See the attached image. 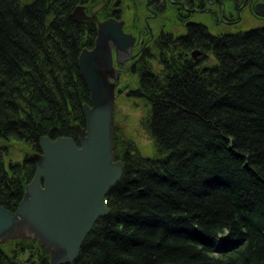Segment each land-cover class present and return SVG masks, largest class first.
<instances>
[{
	"label": "trees",
	"instance_id": "trees-1",
	"mask_svg": "<svg viewBox=\"0 0 264 264\" xmlns=\"http://www.w3.org/2000/svg\"><path fill=\"white\" fill-rule=\"evenodd\" d=\"M99 1L0 0V205L11 212L36 174L41 138L79 144L74 126L85 127L90 104L79 57L97 27L73 12ZM212 50L206 69L139 73L132 96L148 105L155 155L115 133L123 175L72 264H264V26L218 34ZM20 142L26 154L13 161ZM0 264L51 263L26 239L0 245Z\"/></svg>",
	"mask_w": 264,
	"mask_h": 264
},
{
	"label": "water",
	"instance_id": "water-1",
	"mask_svg": "<svg viewBox=\"0 0 264 264\" xmlns=\"http://www.w3.org/2000/svg\"><path fill=\"white\" fill-rule=\"evenodd\" d=\"M106 4L101 1L91 7L90 16L82 6L73 13L77 22H98L95 47L84 49L79 57L91 103L84 105L86 128L76 126L80 147L71 138L52 141L43 137V154L36 157L35 178L26 188L17 211L0 205V228L2 221L12 217L22 229L17 238H35L46 245L53 253L52 264L72 263L78 258L92 227L109 214L107 195L123 175L124 164L116 160L114 145L116 85L111 82L112 46L127 51L134 38L124 32V23L115 18L98 21L97 15ZM256 14H264V4H258ZM24 227L29 229L26 235Z\"/></svg>",
	"mask_w": 264,
	"mask_h": 264
},
{
	"label": "flooded vegetation",
	"instance_id": "flooded-vegetation-1",
	"mask_svg": "<svg viewBox=\"0 0 264 264\" xmlns=\"http://www.w3.org/2000/svg\"><path fill=\"white\" fill-rule=\"evenodd\" d=\"M187 1L190 4L187 7L181 6V2L169 6L166 0H151L149 5L146 4L147 12L144 15L146 28L134 26V32H128L135 38L130 51L117 52L113 48L116 76L122 78L131 73L136 75L140 73L137 62L142 55L140 61H144L145 65H151L144 56H154L155 47L160 48L163 56L168 54L177 63H188L205 45V40L215 36L212 30L215 25L223 19L231 22L230 12L224 11L217 15L219 12L214 9L216 1L198 0L195 13L191 12L195 0ZM174 21L178 22L177 26H174Z\"/></svg>",
	"mask_w": 264,
	"mask_h": 264
},
{
	"label": "rangeland",
	"instance_id": "rangeland-1",
	"mask_svg": "<svg viewBox=\"0 0 264 264\" xmlns=\"http://www.w3.org/2000/svg\"><path fill=\"white\" fill-rule=\"evenodd\" d=\"M116 1L120 2L119 8L121 10L120 13L121 18L123 19L124 17L123 21L128 26H131L133 22V18L135 16L133 4L128 2L125 5V3L130 0L127 1L116 0ZM214 1H216V4L214 5V9L219 12L221 8L220 4L222 0H213V2ZM230 1L232 0H223L224 2L223 9H226V11L233 14L234 6L231 5ZM136 2H137V8L138 7L144 8L145 0H136ZM142 13L145 14L143 10ZM235 19H236L235 22L229 23V25H232L231 27L225 24L224 25L219 24V26L215 27L214 29L217 32H222V33L225 32L236 33L241 31L246 32L264 26V21H260L256 19L252 13V10L249 7H245L244 9L239 11L238 15L235 14ZM152 66L147 64V67L149 69L152 68ZM137 84H138V76L136 75V73L125 75L118 82V86L120 87L117 92L115 111H114L115 133L118 138L124 137L133 140L137 144L142 155L146 157H153L156 152L154 142L147 134V132L145 131L142 125V120L148 111V105L146 104L145 101L132 98L128 95L131 92V90L137 86ZM11 148L12 149L10 150L11 151L10 158L16 160H19L22 154H24L25 152V149H23L20 145H15L14 147Z\"/></svg>",
	"mask_w": 264,
	"mask_h": 264
},
{
	"label": "bare ground",
	"instance_id": "bare-ground-1",
	"mask_svg": "<svg viewBox=\"0 0 264 264\" xmlns=\"http://www.w3.org/2000/svg\"><path fill=\"white\" fill-rule=\"evenodd\" d=\"M115 2V1H114ZM113 2V3H114ZM210 4H211V1H209ZM231 3H237L238 5H235V7L233 8V11L234 13L233 14H230V18L231 19H235V14L238 15V12L242 9H244L245 7H249L251 10H252V13L255 12L256 10V7L258 6L254 1L252 0H232L230 1ZM198 0H195L194 2V6L192 8V11L191 12H197V5H198ZM78 7V6H77ZM76 7V8H77ZM75 8V9H76ZM226 11V9H223L221 8L219 13L217 15H221L222 12ZM74 13V12H73ZM254 17L260 21H263L261 20V18H259L257 15L253 14ZM264 15V14H262ZM74 16V15H73ZM221 24L224 25V22L221 21ZM242 32V31H241ZM229 34H235L232 33V32H228ZM237 33V32H236ZM214 41H215V37H208L206 40H205V45L202 47L201 50H199L196 55L190 59V61L188 63H183V64H186V66H188L187 64H189L191 66V69L194 70L195 69H206L208 67H210V65H213L214 64V61H215V57H214V54H213V50H212V47L214 45ZM154 51V56L152 55H146L144 56L145 60L148 61L149 63L153 64L154 65V68L157 72L161 71V70H166V68L169 70H174V66H178V63L168 54H166L165 56L162 55V51L160 50L159 47H155L153 49ZM124 52H129V50L127 51H124ZM143 58V55L141 56V58L139 59V61L137 62V68L139 69V72L141 73V76L143 77L146 72H147V68H146V65H145V62L144 61H140L141 59ZM155 58H158L159 60H156ZM196 71V70H195ZM139 75V73H138ZM146 76V75H145ZM153 78H155V74L152 75ZM74 130L76 131L77 134H79V131L77 130L76 127H74ZM184 134V133H182ZM114 135H115V132H114ZM47 137V136H46ZM49 138V137H48ZM70 138V137H69ZM185 138V136L183 137ZM50 139V138H49ZM75 141V143L77 144L76 140L74 138H71ZM115 140V138H114ZM184 141V140H183ZM19 145L22 147V148H26L27 146L25 145V143L23 142H20ZM115 145V144H114ZM26 150V149H25ZM116 150V148H115ZM34 151V150H33ZM31 149L28 150L27 152L30 153V154H33L35 152H33ZM26 153L22 154L21 158L19 161H22L24 159V156H25ZM116 154V152H115ZM35 155H39L38 154H34L32 155L35 156ZM116 160H118L117 156H116ZM118 161H121V160H118ZM36 162V161H35ZM123 164L124 162L121 161ZM36 165H37V162H36ZM124 167H125V164H124ZM37 171V170H36ZM36 175V174H35ZM35 178V176H34ZM33 178V180H34ZM32 180V181H33ZM31 181V182H32ZM119 182V180L117 181V183ZM116 183V184H117ZM27 193V192H26ZM25 197V196H24ZM258 200H262V195L261 194H258L255 196ZM261 202V201H260ZM110 213V212H109ZM109 215V214H108ZM106 215V216H108ZM40 224V220L38 222ZM95 226V225H94ZM94 226L92 227L91 231L88 233V235L85 237L82 245H81V248L86 240V238L91 234L92 230L94 229ZM28 228L24 227L23 228V232H24V235H26L28 232H29V229L27 230ZM22 230L20 229V227L18 226V224L16 223V221L11 217L9 218L8 220L6 221H2V224H1V228H0V244H5L6 242L8 241H12V240H17L18 238V233L19 231ZM250 238L249 236L246 238L248 239ZM41 247H43L46 252L48 253L49 257L52 259L53 258V253H52V250H50L46 245L44 244H40ZM252 245V244H251ZM51 262V260H50ZM62 264H70V263H66V261L62 262Z\"/></svg>",
	"mask_w": 264,
	"mask_h": 264
}]
</instances>
